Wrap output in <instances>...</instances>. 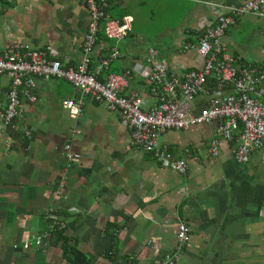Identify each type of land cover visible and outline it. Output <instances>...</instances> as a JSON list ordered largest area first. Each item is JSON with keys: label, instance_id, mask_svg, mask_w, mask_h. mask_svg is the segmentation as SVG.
Listing matches in <instances>:
<instances>
[{"label": "crops", "instance_id": "obj_1", "mask_svg": "<svg viewBox=\"0 0 264 264\" xmlns=\"http://www.w3.org/2000/svg\"><path fill=\"white\" fill-rule=\"evenodd\" d=\"M247 1L112 0L109 15L129 19L131 31L121 41L99 35L95 62L116 49L121 54L101 77L130 72L122 94H137L146 110L155 106L157 96L145 78L149 48L180 75L201 70L205 59L196 45L215 15L212 5L225 7L221 12L227 14ZM89 22L80 0H15L0 12V51L26 43L77 66ZM222 42L235 64L264 72V17L251 12L236 17ZM187 43L190 48L179 52ZM217 84L209 77L205 89L218 98L234 93L233 85L219 91ZM9 88L10 79L0 76V111ZM257 89L255 96L264 101V80ZM36 95L35 103L22 100L10 125L0 124V264H66L47 241L59 219L66 235L77 238L97 264H158L176 251L180 223L188 226L191 241L178 264H264V147L250 163L240 164L235 144L219 134V122L167 130L159 143L186 160L187 172L180 174L132 148L119 113L68 81H39ZM208 99L201 93L188 101L190 112L199 114ZM66 100L80 106L81 117H72ZM214 141L217 156L211 153ZM68 143L81 155L69 170ZM42 235L47 239L38 245ZM27 241L32 246L26 250Z\"/></svg>", "mask_w": 264, "mask_h": 264}, {"label": "built area", "instance_id": "obj_2", "mask_svg": "<svg viewBox=\"0 0 264 264\" xmlns=\"http://www.w3.org/2000/svg\"><path fill=\"white\" fill-rule=\"evenodd\" d=\"M90 13V22L83 42V59L77 66H65L57 55L45 50L33 49L25 44H15L0 51V76L10 79L7 92V105L0 111V124L10 125L19 115L22 100L35 103L39 81L63 79L82 90L97 102H105L110 111L119 113L121 120L131 132L130 146L151 153L157 162L180 174H185L188 164L184 159L176 158L173 153L159 143L160 135L167 130H187L198 124L219 122V134L229 143L235 144L234 156L237 163H250L253 154L264 147V101L256 95L259 83L264 80V72L257 66H240L234 63L223 45L222 39L236 17L251 12L264 17V0H249L234 6L229 12H221L220 5H212L215 15L206 30L200 35L196 49L205 59L201 70H188L180 75L170 68L166 58H159V51L150 47L146 57V83L157 96L155 106L145 109L143 98L137 94H122L128 86L130 72L125 74L102 73L109 68L113 59L119 57L120 51L113 50L108 56L100 55L95 62L93 51L100 32L109 39L121 41L131 31L129 19L113 18L107 9L112 0H80ZM15 0H0V12ZM190 48L185 44L179 49L183 52ZM94 62L96 64H94ZM216 78L217 90L226 84L233 85L234 93L218 98L205 89L209 77ZM201 93L209 95L207 105L199 114L190 112L189 103ZM64 106L71 111L76 120L81 117V108L73 100H66ZM79 134V131H75ZM1 134V131H0ZM27 134H29L27 132ZM219 142L211 145V153L218 155ZM67 170L81 155L73 150L72 144L65 146ZM61 182L56 196L61 198ZM48 235L36 238L42 245ZM191 241V234L185 223L177 229V248L173 254L166 256L158 264H178L182 254ZM32 243L23 244L29 249ZM15 248H19L15 246Z\"/></svg>", "mask_w": 264, "mask_h": 264}, {"label": "trees", "instance_id": "obj_3", "mask_svg": "<svg viewBox=\"0 0 264 264\" xmlns=\"http://www.w3.org/2000/svg\"><path fill=\"white\" fill-rule=\"evenodd\" d=\"M107 11L109 13V8ZM123 17L124 16H120L118 19L123 20ZM102 33L104 34V32L101 31L99 35ZM67 230L68 228L65 221L59 219L55 223L53 230L49 232L50 237L48 239L46 238L47 241H49V245L59 249L60 257H62L66 264H97V258L88 257L80 250L79 240L77 238H70L66 235ZM106 253L107 256H109L110 254L114 253V249L112 248Z\"/></svg>", "mask_w": 264, "mask_h": 264}, {"label": "rangeland", "instance_id": "obj_4", "mask_svg": "<svg viewBox=\"0 0 264 264\" xmlns=\"http://www.w3.org/2000/svg\"><path fill=\"white\" fill-rule=\"evenodd\" d=\"M47 225L46 224H42L40 227L42 228V227H46Z\"/></svg>", "mask_w": 264, "mask_h": 264}]
</instances>
